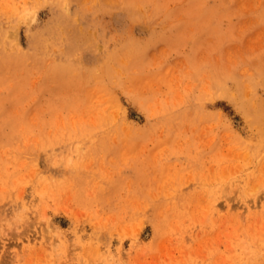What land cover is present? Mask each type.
<instances>
[{"label": "rangeland", "instance_id": "374dc122", "mask_svg": "<svg viewBox=\"0 0 264 264\" xmlns=\"http://www.w3.org/2000/svg\"><path fill=\"white\" fill-rule=\"evenodd\" d=\"M0 43V264H264V0H0Z\"/></svg>", "mask_w": 264, "mask_h": 264}, {"label": "bare ground", "instance_id": "6f19581e", "mask_svg": "<svg viewBox=\"0 0 264 264\" xmlns=\"http://www.w3.org/2000/svg\"><path fill=\"white\" fill-rule=\"evenodd\" d=\"M11 1H12V0H11ZM55 1H56V0H55ZM58 2H59V0H58ZM3 3H4V2H3ZM9 3H10V2H9ZM11 3H12V2H11ZM55 4H56V2H55ZM15 5H16V4H15ZM20 5H21V4H20ZM23 5H24V3H23ZM16 6H17V5H16ZM55 6H56V5H55ZM5 7H6V6H5ZM20 7H21V6H20ZM57 7H58V6H57ZM60 7H61V6H60ZM22 8H23V6H22ZM58 8H59V7H58ZM3 9H4V8H3ZM19 9H20V8H19ZM23 9H24V8H23ZM6 10H7V8H6ZM8 10H9V8H8ZM24 11H25V9H24ZM26 11H27V10H26ZM15 12H16V11H15ZM19 12H20V11H19ZM32 12H33V11H32ZM32 12H31V13H32ZM23 13H24V12H23ZM25 13H26V12H25ZM33 13H34V12H33ZM33 13H32V14H33ZM18 14H19V16L22 15V14H20V13H18ZM18 14H17V15H18ZM14 15H16V14H14ZM17 15H16V16H17ZM24 15H27V14H24ZM16 16H15V17H16ZM22 17H23V16H22ZM13 18H14V17H13ZM17 18H18V17H17ZM17 18H16V19H17ZM20 18H21V17H20ZM23 18H24V17H23ZM31 18H33V17H31ZM14 19H15V18H14ZM21 19H22V18H21ZM6 20H7V19H6ZM9 20H10V19H9ZM18 20H19V18H18ZM7 21H8V20H7ZM13 23H15V22L13 21ZM13 23H11V24H13ZM59 31H60V30H59ZM76 31H77V30H76ZM57 32H58V31H57ZM74 32H75V31H74ZM51 33H52V32H51ZM62 33H63V32H62ZM56 35H57V34H56ZM58 35H59V34H58ZM61 35H62V34H61ZM70 35H71V33H70ZM43 36H44V35H43ZM43 36H42V37H43ZM62 36H63V35H62ZM62 36H61V37H62ZM47 37H49V36H47ZM53 37H54V36H53ZM2 38H4V36H3ZM62 38H64V37H62ZM56 39H57V38H56ZM56 39H55V40H56ZM59 39H60V38H59ZM46 40H47V38H45V41H46ZM51 40H52V38L50 39V42H51ZM57 40H58V39H57ZM82 40H83V39H82ZM36 42H37V41H36ZM41 42H43V41H41ZM37 43H38V42H37ZM43 43H44V42H43ZM29 44H30V43H29ZM32 44H33V43H32ZM39 44H40V42H39ZM0 45H1V43H0ZM40 45H41V44H40ZM53 45H54V44H53ZM34 46H35V45H34ZM44 46H45V45H44ZM50 47H51V46H50ZM34 48H35V47H34ZM40 48H41V47H40ZM31 50H32V49H31ZM31 50H30V51H31ZM43 50H44V49H43ZM45 51H46V50H45ZM17 53H18V52H17ZM14 57H15V56H14ZM20 57H23V56H20ZM16 59H17V58H16ZM17 60H18V59H17ZM16 63H17V61H16ZM11 66H12V65H11ZM12 67H13V66H12ZM11 69H12V68H11Z\"/></svg>", "mask_w": 264, "mask_h": 264}]
</instances>
